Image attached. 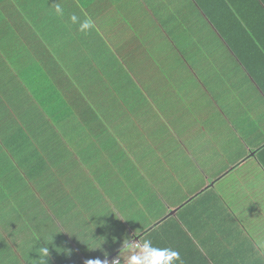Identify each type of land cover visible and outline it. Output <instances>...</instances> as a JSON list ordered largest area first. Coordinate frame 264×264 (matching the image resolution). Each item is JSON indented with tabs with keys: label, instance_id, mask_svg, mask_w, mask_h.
Segmentation results:
<instances>
[{
	"label": "crops",
	"instance_id": "crops-1",
	"mask_svg": "<svg viewBox=\"0 0 264 264\" xmlns=\"http://www.w3.org/2000/svg\"><path fill=\"white\" fill-rule=\"evenodd\" d=\"M199 1L204 2L205 6H209L207 1L212 2V0ZM218 1H215L216 6H219ZM226 1L230 2L227 11L230 10L232 15L234 13L238 19L248 24L242 28V33H248L254 39L257 36L255 39L257 41L253 45H243V50L252 47L255 50L259 49L264 55V0ZM119 5L122 10L131 14L133 0H0L1 132L10 130L14 127L13 120L22 119L27 114L25 107L28 103H20L24 100L23 95L21 92L16 94V91L21 89L12 88L10 81L18 82L23 81V78L25 81L47 76L44 77V86L39 85L41 91L38 88L37 95L44 98L43 110L36 101L30 102V105L38 110L37 115L26 121V127L28 130L30 128V131H25L21 141H17L15 135L11 133L6 135L9 138L7 142L0 137V151L3 150V153L9 156L8 163L12 162L13 165V168L10 166L8 169L1 163L0 158V168H7L5 171L0 169L2 174L0 176V252L6 240L13 242L31 240L28 257L33 264H88L89 261L97 259L108 261L117 258L121 243L126 237L143 234V238L152 239L156 246L177 250L181 260L187 257L191 263L203 264L205 259L208 264L232 262L238 264L239 262L235 263V257L234 259L232 257L231 251L234 248L230 237L240 235L244 240L249 239L247 246L252 256L255 254L264 256V170L256 156L257 151L264 145V140L255 142L253 138L246 142L236 127L242 126L240 120L250 117L242 111L245 105L239 104L241 99L243 100L242 97L250 99L253 103L259 99L252 88L233 89L237 103L229 99L227 90L220 91V105L212 100L210 92L204 91L207 92L205 99L218 106V113L225 111L223 117L227 114L226 121L230 123L229 130L231 128L232 132L229 137L231 140L224 148L220 143L202 138L203 136L198 134L196 137L183 140L186 146H191L193 149L184 148L181 151L182 138L177 137L170 141L173 138L171 132L164 141L168 151L165 155L160 157V152L151 149H144L142 152L136 150L121 155L123 163L112 166L105 152L106 150L116 152L114 149L116 140H110L107 132L103 136L105 141L95 148L103 155V159L96 169H91V172L88 173L84 165L87 166V160L94 154L85 149L83 151L85 158L80 159L86 161L84 165L78 163L79 168L83 166L82 175L71 179L69 183H62L60 187L45 185L39 192L37 185L29 184L28 180L23 185L19 184L24 177H27L25 173L31 174L34 178L41 173L47 174L48 164L51 161L53 164L50 165H55L59 173L64 167H60V163L62 162V165L65 163V153L73 152L67 146V142L74 146V136L79 132L81 122L88 121L84 119L85 116L80 119L71 115L63 119L76 118V120H58L57 115L68 114L73 110L80 116V112L85 110L86 114L92 113L96 116V109L92 106L94 102L92 99L89 101L88 97L91 91L84 92L83 84L80 90L82 93L79 91L75 96L67 95L66 90L75 85L76 74L73 75V72L78 73L77 64H85L90 70L91 64L94 63L92 58L82 61L81 56L84 55L81 48L85 41L94 47L96 40L92 37L86 40L83 34L85 31H80V24L85 19H91L94 27L98 18L111 17L115 13H111L109 8L113 6L118 8ZM159 5L160 49H170L173 43H177L179 48L189 54L194 49L204 51V61L208 62L203 64H210L212 66L210 70H216L224 74V77L238 79L239 82H247L244 63L240 62L230 45L222 39L214 23L199 9L195 0H160ZM190 5L196 8L194 13H189ZM57 6L62 9L63 15L56 12ZM197 11L206 19L211 29L202 27V24L198 23ZM119 14L120 17H125L123 12ZM191 14L194 15L190 19ZM72 15L78 18L75 23L70 19ZM120 21L121 25H125L126 20ZM92 31L99 32L94 28ZM122 32L124 31L118 30L116 33V44L117 40L124 39L125 35H121ZM261 36L262 39L259 38ZM128 43L131 44L129 54L136 62H140L141 57L137 49H134V43ZM225 48L226 52L217 51ZM231 61H234V64ZM89 70L85 69L86 72ZM252 72L260 81L261 74L253 70ZM82 80L86 79L81 78ZM259 96L264 99L262 85ZM76 97H80L79 103ZM261 98L260 103L257 101L258 106H262ZM26 101L28 102V98ZM246 103L247 108H253L250 102L246 101ZM40 114H43L44 118L38 119ZM53 115L57 119L54 120V124ZM111 124L116 123L114 121ZM32 125L37 126L34 128ZM217 129L222 131V128ZM11 142L23 146L29 159L17 160V155V161H14L10 153H17L15 150L12 152L7 146ZM241 147L245 148V152ZM59 149L60 153H58ZM37 150L41 153V158L32 154ZM49 154L53 157L51 161ZM187 160L193 164L195 170L199 171L198 176L203 180L199 181L198 189L192 190L190 195H188L189 188L183 186L187 193L185 192V197H180L177 192L182 188V181L178 179L177 183L172 181L165 183L167 179L163 178L171 170L173 180L174 165ZM42 161L43 163L36 165L37 162ZM126 161L129 162L124 163ZM197 162L201 164L203 170ZM160 165L161 169L156 170ZM143 166L149 168L147 172L143 171ZM133 167L135 168L131 170ZM154 170L160 172V180L163 179L165 186L160 193L164 194H160L157 204L150 197L149 204L147 196L149 185L153 186L149 181V174H157ZM230 176H235L238 180H235L229 189L224 186L218 187L219 181ZM224 192L226 195L230 193L233 197L240 194L242 196L235 197L234 201L224 202L222 198ZM210 193L217 196H211ZM159 206L162 210L161 214L160 211L157 212ZM60 221L65 226H75L72 229L83 224L86 226L83 229V232L86 230L83 245L74 246L72 240L69 243L68 239L65 241L57 234L65 233L63 229L58 228L62 226ZM213 221L219 228L215 231L207 230L205 228L207 222ZM167 223L170 227L174 226L178 229L171 232L172 236L162 231L168 226ZM178 224L189 227L192 234L185 235L177 227ZM16 228L20 230L17 231ZM53 232L56 233V240L53 239ZM229 233L230 237H228ZM42 244L48 248L47 256L40 251V248H43ZM3 261L4 264H10L13 259L8 257Z\"/></svg>",
	"mask_w": 264,
	"mask_h": 264
},
{
	"label": "rangeland",
	"instance_id": "rangeland-1",
	"mask_svg": "<svg viewBox=\"0 0 264 264\" xmlns=\"http://www.w3.org/2000/svg\"><path fill=\"white\" fill-rule=\"evenodd\" d=\"M159 2L160 0H133L131 14H128L126 10H122L121 5L118 8L113 6L109 8L111 13L115 12L111 17L104 18L101 16L94 23V27L87 29L83 33L86 40L92 37L97 42L95 41L93 47L89 42L85 41L81 48V52L84 55L81 56L82 61L85 62L87 58H92L94 63L91 64L90 70L85 67V64L76 65L78 73L71 70L73 75L76 74V81L75 85H72L66 92L69 96H75L81 90V85L83 84L84 92L85 90L91 91L88 97L89 101L92 99V102L95 104H92V106L96 109V116H93L92 113L86 114L85 110L80 112V116L73 110L68 114L55 115L58 120H62L70 115L77 116L80 119L85 116L84 119L88 122H81L79 132L74 136V146L67 142V146L73 152L65 153V163L63 165L62 162L60 163V167L64 166L63 170L59 168L60 172L58 173L55 165L51 166L53 164V161H51L53 157L52 154H49L51 165L48 162V173H41L35 178H30V180L27 177L23 178L22 184L28 180L29 184L37 185V192H39L40 188L45 185L60 187L62 183H69L71 179L80 177L83 166L79 168L78 163L84 165L86 160L83 161L80 158H85L83 153L85 149L94 155L87 160V166L84 165V168L88 173L91 172V169H96L100 160L103 159V155L99 154L95 148L105 141L103 136L107 132L109 133L110 140H116V147L114 148L116 152L109 150L105 152L111 160L112 166L123 163L121 155H127V153L130 154L136 150L142 152L144 149H151L160 152V157L165 155L168 151H166L167 148L164 146V141L167 134L171 132L173 133V138L170 141H173L177 137L182 138L183 145L181 146V151L184 148L188 150L193 149L191 146H186L183 140L196 137L198 134L202 135V138L220 143L223 148L231 140L229 137L232 131H230L231 128L229 130L230 123L226 121L228 119L227 114H225L226 117H223L225 111L218 113V106H215V103L217 105L221 104L219 92L227 90L230 96L229 99L236 102V95L233 93V89L252 88L257 98L260 99L259 92L261 85L258 77L248 70L245 74L247 82H239L238 79L224 77V74L216 70H210L212 67L210 64H203V62H208L204 61V51L194 49L189 54V52L179 48L177 43H173L170 49H160ZM190 6L189 13H194L195 7L193 5ZM121 12L124 13V18L120 17L119 13ZM193 15H190V19ZM196 15L199 18L198 23L202 24V27L205 26L211 29L199 11H197ZM120 20H126L125 25H121ZM93 28L99 30V32H93ZM118 30H123L124 32L121 35H125V37L122 41L117 40L116 44V33H118ZM197 34H200V32H197ZM128 42L134 43V49H137L141 57L140 62H136L129 54L131 52L129 49L131 44ZM217 51L226 52L227 49ZM133 56L136 57L134 54ZM231 62L234 64V61ZM85 69L89 70V72H86ZM44 77L47 78V76ZM44 77L30 78L25 81L22 77L23 81H10L12 88L21 89L16 91V94L21 92L23 95L24 100L20 101V103H28V106L25 107L27 113L25 117L13 120L14 124L12 125L14 127H11L10 130L0 131V137L4 141H9V138L6 136L8 133L14 134L15 139L21 141L25 136V131H30V128L28 130L26 127V121L30 120L32 116L37 115L38 112L36 108L30 105V102L32 100L33 102L36 101V103L40 104L42 110L45 105L43 102L44 98L37 96L39 94L38 88L41 91L39 85L44 86ZM81 78L86 80L81 81ZM238 82L239 84H237ZM88 83H92L93 85L90 86ZM205 90L212 94V100L215 103L209 99H205L207 93L204 92ZM29 94L30 96L26 97ZM27 98L28 102L26 101ZM242 98L243 100L241 99L239 104L245 105L242 111L250 117H245L239 121L242 123L241 127L235 126L246 142L253 138L255 142L263 141L264 99L261 98L263 100L262 106H258V102L260 103L259 99H257L258 102L255 101L253 103L248 98ZM204 99L205 101L203 102ZM76 100L79 103L80 97H76ZM246 101L250 102L253 108H247ZM100 104L104 107L99 106ZM16 114L18 113L16 112ZM37 118H44V115L40 114ZM57 119L53 115V124L54 120ZM63 120H76V118ZM114 121L116 124L112 125L111 123H114ZM36 126L32 125L34 128ZM217 128H222V131ZM51 145L53 146L52 142ZM241 148L245 152V148ZM53 150L56 151L55 148ZM238 150L240 151V146H238ZM58 153H60V149ZM153 154H156V152H153ZM6 159L10 162L9 156H6ZM75 159L80 161H76ZM127 162L129 161L124 163ZM197 164L203 170L201 164L199 162ZM134 168H131V170ZM159 168L161 169V165L156 170ZM148 169V167L143 166L144 172H147ZM173 169L175 174L174 179L172 180L171 170L163 179H167L165 183H169L170 181L177 183L178 179L182 181V188L177 192L180 197H185V192L187 193V190L183 186L189 188L188 195H190L192 190L198 189L199 181L203 180V178L198 176L199 171L194 169L190 161L178 163V165H174ZM156 170H154V173H157ZM52 178H54L53 181H51ZM163 179L160 180V172L149 174V181L153 185H149L147 194L149 204L150 197L157 204L160 194H164L160 193L165 186ZM235 180H238L235 179V176L224 178L222 181H219L218 187L224 186L229 189V186L233 185ZM210 195L217 196L214 193H210ZM240 195L242 196V194ZM240 195L233 197L230 193L226 195V192H224L222 198L224 202H229L228 200L234 201L233 199L240 197ZM159 211L161 214L162 210H160V206L157 209V212ZM214 217L215 215L212 216V218ZM61 225L58 228L63 229L65 233L58 232L57 234L63 240L66 241L68 239L69 243L72 240L73 245L77 247H80V244L83 245L86 237V230L83 232V229L86 228L84 224L77 226L78 229H76L77 227L72 229L75 226H65L62 223ZM167 225L162 231H165L168 236H172L171 232L178 229L174 226L170 227L169 223ZM177 227L185 235L186 233L188 235L192 234V231L187 226L178 224ZM205 228L209 231H215L219 227L213 221L207 222ZM16 230L18 231L20 228H16ZM55 235L56 233L53 232L54 240H56ZM30 244L31 240L22 242L4 241V248L0 252V264H4L3 260H6L8 257L13 259L14 264H33L32 260L28 257ZM12 246L16 249H13ZM42 246L44 247L45 244H42ZM41 248L40 251L42 253ZM204 254L206 256L205 252ZM13 262L10 264H13Z\"/></svg>",
	"mask_w": 264,
	"mask_h": 264
},
{
	"label": "trees",
	"instance_id": "trees-1",
	"mask_svg": "<svg viewBox=\"0 0 264 264\" xmlns=\"http://www.w3.org/2000/svg\"><path fill=\"white\" fill-rule=\"evenodd\" d=\"M215 1L216 0H212V2L207 1V4L209 6H205L204 2L195 0L199 9L206 15V17L212 23H214V27L216 28L222 39L230 45L236 56L239 58L240 62L244 63V67L246 68V70L251 72L253 70L256 73L261 74L260 83L262 87H264V63H261L264 62V55L262 54V51H260L259 49L255 50L252 47H250V49L247 50H243L242 48L243 45H248V44L253 45L254 42L257 41L255 40L257 36L254 35L255 36L254 39L252 36H249L248 33H242V28L248 26V24L245 21L238 19L234 13L232 15L230 10L227 11L226 8H229L230 2L226 0H220V1L217 0L219 2V6H216ZM259 38L262 39V36ZM8 147L12 152L15 150V152L17 153V154H15L14 152L10 153V155H12V158L15 159L14 161H17L19 159L22 160L24 158H26L27 160L29 159L28 153H26L25 150H23L24 149L23 146L14 145L11 142L9 143ZM257 153L258 154L256 156L258 158V161L262 169L264 170V145L260 147ZM0 154H1L0 155L1 163H3V165L8 169H10V166L13 168L12 162L9 164L8 160L6 159V153H3V150H1ZM32 154L38 158L42 157L41 153L38 150L37 152L33 151ZM17 155H18V159L16 160ZM40 163H43V161L37 162L36 165ZM7 168L2 167L0 169L5 171L7 170ZM1 175L2 174L0 173V176ZM25 176H27L28 180H30V178H33V176H31V174L29 173L27 174L25 173ZM20 185H23L22 182H20ZM254 227L257 231V225H255ZM228 237H230V233ZM230 239H232L233 241L232 247L234 248V250H232L231 253L233 259L235 257V263L239 262L238 264H264V256L261 255L256 256V254L255 256H252L250 254V248L247 246L248 245L247 242L249 241L248 238H245L244 240V238L239 235L236 237L234 236L232 238L230 237ZM182 259H183L182 260L183 264H199L198 262L191 263V261L188 260L187 257H184ZM204 263H206L205 259H204Z\"/></svg>",
	"mask_w": 264,
	"mask_h": 264
},
{
	"label": "clouds",
	"instance_id": "clouds-1",
	"mask_svg": "<svg viewBox=\"0 0 264 264\" xmlns=\"http://www.w3.org/2000/svg\"><path fill=\"white\" fill-rule=\"evenodd\" d=\"M56 12L63 15V11L59 6L56 7ZM70 19L75 23L78 18L75 15H72ZM92 27L93 24L91 19H85L80 24V31H86ZM41 249L42 254L47 256L48 248L43 247ZM112 259L114 258H111L108 261L97 259L89 262L90 264H108ZM178 262L179 264H183L180 253L177 250L170 247L156 246L152 239L143 238V234L139 236L133 234L123 240L119 255L112 261V264H178Z\"/></svg>",
	"mask_w": 264,
	"mask_h": 264
},
{
	"label": "built area",
	"instance_id": "built-area-1",
	"mask_svg": "<svg viewBox=\"0 0 264 264\" xmlns=\"http://www.w3.org/2000/svg\"><path fill=\"white\" fill-rule=\"evenodd\" d=\"M114 259H116V258H114ZM114 259H112L111 261H109L108 264H112V261H113Z\"/></svg>",
	"mask_w": 264,
	"mask_h": 264
}]
</instances>
